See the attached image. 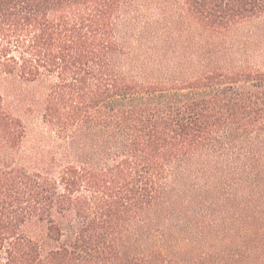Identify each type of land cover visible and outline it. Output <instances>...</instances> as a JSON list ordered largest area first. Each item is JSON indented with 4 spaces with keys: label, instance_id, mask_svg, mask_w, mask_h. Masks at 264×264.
Masks as SVG:
<instances>
[{
    "label": "trees",
    "instance_id": "16d2710c",
    "mask_svg": "<svg viewBox=\"0 0 264 264\" xmlns=\"http://www.w3.org/2000/svg\"><path fill=\"white\" fill-rule=\"evenodd\" d=\"M127 1L0 0V264H264V72L156 79Z\"/></svg>",
    "mask_w": 264,
    "mask_h": 264
},
{
    "label": "rangeland",
    "instance_id": "374dc122",
    "mask_svg": "<svg viewBox=\"0 0 264 264\" xmlns=\"http://www.w3.org/2000/svg\"><path fill=\"white\" fill-rule=\"evenodd\" d=\"M179 9H182L181 0H130L121 14L135 35L133 45L143 42L138 34L151 43H146L152 47L148 53L137 50L134 58L136 63L142 59L156 62L146 69L156 79L185 82L216 68L231 73L264 72V16L215 33L199 29L185 8L184 12ZM167 24L172 33L165 42L154 37L164 31L169 33ZM158 61L172 64L166 69Z\"/></svg>",
    "mask_w": 264,
    "mask_h": 264
}]
</instances>
